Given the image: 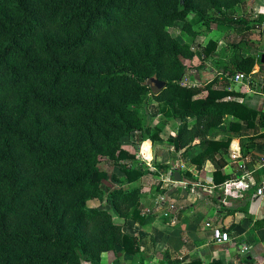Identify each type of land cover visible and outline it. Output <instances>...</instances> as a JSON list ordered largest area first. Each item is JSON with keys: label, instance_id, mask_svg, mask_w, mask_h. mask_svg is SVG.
<instances>
[{"label": "trees", "instance_id": "16d2710c", "mask_svg": "<svg viewBox=\"0 0 264 264\" xmlns=\"http://www.w3.org/2000/svg\"><path fill=\"white\" fill-rule=\"evenodd\" d=\"M243 2L0 0V264H101L117 246L140 251L109 208L87 202L106 198L119 216L142 220L135 183L147 170L121 138L160 139L161 126L150 127L139 111L148 95L165 118L182 120L171 138L177 150L199 140L198 162L227 148L229 140L208 137L227 114L249 124L256 117L214 85L220 75L251 73L255 56L187 84L184 60L209 58L219 40L198 51L169 31L176 21L191 36L251 28L237 10ZM104 160L129 185L107 187Z\"/></svg>", "mask_w": 264, "mask_h": 264}, {"label": "crops", "instance_id": "0c3cea01", "mask_svg": "<svg viewBox=\"0 0 264 264\" xmlns=\"http://www.w3.org/2000/svg\"><path fill=\"white\" fill-rule=\"evenodd\" d=\"M239 8L240 16L251 25L239 31V41L232 39L224 47L221 39L211 57L200 60L196 55L185 63L191 68L188 77L197 83L214 80L244 56H255L258 61L253 71L246 73L247 79L236 81L234 75L225 81L220 75L214 85L234 92L227 98L254 109L256 117L249 124L227 114L208 136L229 140L227 148L219 149L213 159L198 162L199 140L188 150L175 148L172 155L176 165L170 166V173L180 171L182 181L171 184L169 173L162 174L166 180L163 188L175 207L159 208L158 196L150 193L144 197L147 191L143 189V218H129L123 229L139 238L140 251L122 252L117 246L106 253L108 259L103 258L101 264H210L214 260L222 264H264V193L257 192L264 186V0H244ZM208 222L228 231L231 240L215 242ZM245 246L249 248L246 252Z\"/></svg>", "mask_w": 264, "mask_h": 264}, {"label": "rangeland", "instance_id": "374dc122", "mask_svg": "<svg viewBox=\"0 0 264 264\" xmlns=\"http://www.w3.org/2000/svg\"><path fill=\"white\" fill-rule=\"evenodd\" d=\"M239 7L240 5H238L237 10L238 13L241 14V8ZM183 25V21H176L171 24L169 26V31L171 35L180 37L184 40L191 42L193 48L196 50H201L210 39H218L219 41L221 39H224L222 43V46L224 47L225 45L227 46V43H230L232 39H236V41H239V30L236 28L221 31L216 29V27L214 26L212 30H203L197 35L191 36V34L187 30L185 31L183 29ZM219 41L217 49L220 46ZM224 47L221 50H224ZM200 60L203 59L200 58ZM186 77V79L188 80H185L187 84L193 82L191 78H189L188 76ZM139 111L144 117L145 123L149 124L150 127L156 128V126H161L162 131L159 135L160 139H156L155 141L157 144L154 145L155 141H152L147 136L149 135V133L144 134L148 131H143V136H146V138L141 137L140 133L136 134L137 136H123L121 138V144L126 151L135 155L138 166H143V168L147 170L145 175L135 183L137 185H140L141 197H143V189L147 191L144 197L146 196V194L149 197L150 193H154V198L157 196L160 197V195L162 194L167 195L166 189L163 188V183H165L166 180L164 179V176L162 177V174L164 175L166 173H169V182L171 184L177 183L173 175L174 173H170V166L176 165L175 157L172 155L176 154V152H174L175 147L173 145V142L171 141V138L176 135L180 120L173 118L167 119L161 113H159V111H157V102L153 99L151 95L147 96L146 103L144 102L141 105ZM168 159H170V161H168ZM166 161H168V164H166ZM111 163L113 162L109 160H104L101 164V169L106 171L108 174L107 178L104 181V184L107 187H119L121 185H129L126 181H124L125 176L124 173L121 172L120 168L114 166ZM168 200L169 202H173L172 199H170V196L168 197ZM87 204L89 207L101 206L109 208L114 214V220L116 222L123 223L125 228V224L128 219L119 216L118 213H116L113 205L109 202H106V198H92L88 200ZM158 206L160 208V203L158 204ZM145 211H147V209ZM104 259H108V256L105 255Z\"/></svg>", "mask_w": 264, "mask_h": 264}, {"label": "built area", "instance_id": "2783aa9c", "mask_svg": "<svg viewBox=\"0 0 264 264\" xmlns=\"http://www.w3.org/2000/svg\"><path fill=\"white\" fill-rule=\"evenodd\" d=\"M248 76L245 72L243 71H239L235 74V80L239 81V80H245L247 79ZM234 157H236V154H233ZM258 194H263L264 193V186H262L261 188L258 189ZM160 199V201H159ZM157 204L160 203V207L164 210L166 207H168V209H172L175 207L174 202H169L168 200V196L165 194L160 195V197H158L157 199ZM151 212V210H148ZM165 215H167V212L165 213ZM207 226L212 230V234H213V239L215 242L217 243H226L229 242L231 240V235L228 231L223 230L222 228L218 227V226H214L211 222L207 223ZM249 248L247 246H245L244 251L246 252Z\"/></svg>", "mask_w": 264, "mask_h": 264}, {"label": "water", "instance_id": "95a60500", "mask_svg": "<svg viewBox=\"0 0 264 264\" xmlns=\"http://www.w3.org/2000/svg\"><path fill=\"white\" fill-rule=\"evenodd\" d=\"M262 62H264V55L262 56ZM165 82H163V84H164ZM174 178H175V180L177 181V182H180V181H182V176H181V173H180V171H175V173H174Z\"/></svg>", "mask_w": 264, "mask_h": 264}]
</instances>
